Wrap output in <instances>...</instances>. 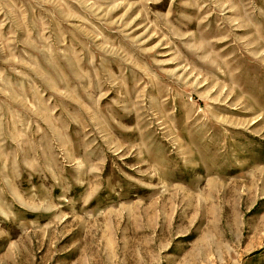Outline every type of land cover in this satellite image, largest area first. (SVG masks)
Instances as JSON below:
<instances>
[{"label":"rangeland","instance_id":"obj_1","mask_svg":"<svg viewBox=\"0 0 264 264\" xmlns=\"http://www.w3.org/2000/svg\"><path fill=\"white\" fill-rule=\"evenodd\" d=\"M0 264H264V0H0Z\"/></svg>","mask_w":264,"mask_h":264}]
</instances>
